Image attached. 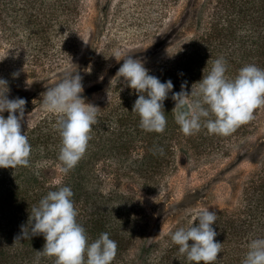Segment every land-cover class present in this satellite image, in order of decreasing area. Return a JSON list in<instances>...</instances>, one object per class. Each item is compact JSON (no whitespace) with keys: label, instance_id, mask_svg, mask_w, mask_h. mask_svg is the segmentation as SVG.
Masks as SVG:
<instances>
[{"label":"trees","instance_id":"16d2710c","mask_svg":"<svg viewBox=\"0 0 264 264\" xmlns=\"http://www.w3.org/2000/svg\"><path fill=\"white\" fill-rule=\"evenodd\" d=\"M82 5V0H0V48L5 54L12 48L28 60L27 69L16 67L13 59L3 54L0 79L7 85H0L2 94L23 92L24 75L44 79L51 71L66 73L71 68L76 62L72 58ZM220 57L227 62L229 78H235L247 64L264 69V0H204L196 33L144 63L150 75L161 82L171 79L174 85L164 101V132L141 129L139 115L132 112L138 93L117 77L105 97L93 103L99 107L98 123L92 126L84 155L68 172L58 159L61 137L56 125L60 114L46 110L41 101L29 126L28 119L22 123V133L32 147L29 166L0 167V264H37L44 236L16 237L22 234V225L31 236L28 220L32 207L59 186L72 189L77 222L85 228L89 242L107 232L117 243L111 264H195L179 253L169 235L190 226L193 215L187 212L167 235L147 242L145 209L137 192L157 188L159 176L177 148L190 158L245 138L259 128L264 106L228 136L209 134L203 126L186 136L176 123L173 93L181 91L185 82L190 93L192 85L198 84ZM215 212V240L222 243V252L214 264H242L250 241L264 238V155L244 179L237 204ZM55 260L54 256H42L39 264H55Z\"/></svg>","mask_w":264,"mask_h":264},{"label":"clouds","instance_id":"9594fccd","mask_svg":"<svg viewBox=\"0 0 264 264\" xmlns=\"http://www.w3.org/2000/svg\"><path fill=\"white\" fill-rule=\"evenodd\" d=\"M111 57L117 62L123 61L115 77H122L138 93L132 112L139 115L141 129L163 133L167 125L164 101L174 88L172 80L161 82L150 75L144 62L132 54L117 50ZM226 72L227 62L223 57L217 58L207 75L203 74L199 83L192 85L190 93L186 82L181 85V91L173 93L176 105L172 111L184 135H193L203 126L209 134L228 136L251 121L255 109L264 106V69L247 64L235 78L227 77ZM5 84L7 81L0 79V85ZM83 91L79 72H69L42 93L45 109L60 114L56 125L61 137L58 159L65 165V172L82 158L91 139L92 126L98 123L99 107L86 103L81 95ZM5 93L0 94V167H28L32 147L26 133H22L27 101L19 97L9 99ZM189 97L195 99L190 101ZM5 111L9 113L7 118L2 114ZM31 114H28V126ZM160 151L163 154V149ZM73 195L69 186L49 191L30 211L31 236L27 226L22 225V234L16 240L44 236L43 249L37 251V264L42 256L56 257L55 264H111L117 254V243L107 232L89 242L85 228L77 222ZM153 200L157 202L156 197ZM190 214L194 217L190 226L169 233L171 241L179 246V253L186 255L189 262L214 264L222 252V243L215 240L218 233L213 227L217 214L207 208L190 210ZM242 264H264V238L250 241Z\"/></svg>","mask_w":264,"mask_h":264},{"label":"rangeland","instance_id":"374dc122","mask_svg":"<svg viewBox=\"0 0 264 264\" xmlns=\"http://www.w3.org/2000/svg\"><path fill=\"white\" fill-rule=\"evenodd\" d=\"M82 3L75 31L77 49L72 58L76 62L66 73L51 71L44 79L24 75L25 90L15 96L7 95L9 99L19 97L27 101L25 120L40 104L47 87L55 86L69 72L81 75L84 89L81 95L86 103L103 99L123 63L111 57L115 51L132 54L144 63L160 56L196 33L204 0L166 3L161 0H82ZM3 54L13 59L14 66L27 69V58L22 59L12 48L6 54L0 48V68ZM2 114L5 118L9 115L7 111ZM254 131L245 138L190 158L182 148L175 150L171 163L159 176L157 188L137 192L145 209L147 242L167 235L190 210L217 211L237 204L244 179L264 155V109L260 126Z\"/></svg>","mask_w":264,"mask_h":264}]
</instances>
